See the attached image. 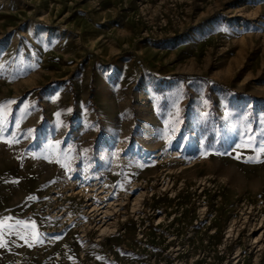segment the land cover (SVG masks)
Returning <instances> with one entry per match:
<instances>
[{"label": "rangeland", "instance_id": "374dc122", "mask_svg": "<svg viewBox=\"0 0 264 264\" xmlns=\"http://www.w3.org/2000/svg\"><path fill=\"white\" fill-rule=\"evenodd\" d=\"M262 146L264 0H0V264H264Z\"/></svg>", "mask_w": 264, "mask_h": 264}, {"label": "snow or ice", "instance_id": "6c2138e0", "mask_svg": "<svg viewBox=\"0 0 264 264\" xmlns=\"http://www.w3.org/2000/svg\"><path fill=\"white\" fill-rule=\"evenodd\" d=\"M262 151H264V146H262L261 148ZM8 220H11L12 218H7ZM7 228H13V227H23V230L28 234V235H33L34 238L38 239V233L33 232V230L35 229V225L34 223H29V222H24V221H19L16 222L15 225L13 224H8L6 226ZM5 229V222L0 220V236L3 235V230ZM0 246H3L2 243H0Z\"/></svg>", "mask_w": 264, "mask_h": 264}]
</instances>
